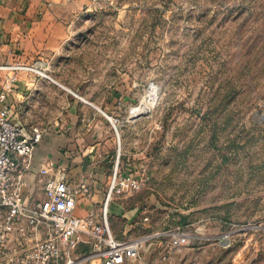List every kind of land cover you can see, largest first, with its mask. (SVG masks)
<instances>
[{
	"label": "rangeland",
	"instance_id": "rangeland-1",
	"mask_svg": "<svg viewBox=\"0 0 264 264\" xmlns=\"http://www.w3.org/2000/svg\"><path fill=\"white\" fill-rule=\"evenodd\" d=\"M75 13L62 78L117 118L107 184L114 169L138 176L125 205L142 224L124 235H149L134 264H264V0Z\"/></svg>",
	"mask_w": 264,
	"mask_h": 264
},
{
	"label": "crops",
	"instance_id": "crops-1",
	"mask_svg": "<svg viewBox=\"0 0 264 264\" xmlns=\"http://www.w3.org/2000/svg\"><path fill=\"white\" fill-rule=\"evenodd\" d=\"M86 1L0 0V64L37 60L49 75L19 72L13 88L7 92L10 116L22 132L31 134L33 127L43 131L25 173L24 195L29 199L43 198L40 178L48 175L40 169L48 161L54 166L62 165L71 184L82 180L91 184V194L77 200V215L99 212L107 187L109 145L114 142V131L99 110L102 106L98 100L74 89L64 79L67 74L61 71L69 65L63 55L76 33L72 25L75 12ZM6 74V70H0V89ZM126 197L116 196L109 208V219L123 221V235L114 233L119 238H131V233H124L142 224L139 208L126 206ZM88 249V245L81 243L74 255L81 257ZM86 262L81 260L77 264ZM92 262L98 264L99 260L94 258Z\"/></svg>",
	"mask_w": 264,
	"mask_h": 264
},
{
	"label": "built area",
	"instance_id": "built-area-1",
	"mask_svg": "<svg viewBox=\"0 0 264 264\" xmlns=\"http://www.w3.org/2000/svg\"><path fill=\"white\" fill-rule=\"evenodd\" d=\"M7 76L0 89V264H77L81 260H99L98 264L135 263L141 259L142 243L149 235L135 238L117 237L110 224L109 208L116 196L137 191V175L114 169L107 184L98 213L77 215V200L91 194V184L82 180L71 184L66 168L48 161L40 169L44 197L29 199L24 195L25 173L30 169L34 149L43 131L32 128L22 132L12 120L6 103L19 72H32L48 77L40 61L0 64ZM74 92V91H73ZM84 101V97L74 92ZM119 137L117 118L99 108ZM118 151L117 157L119 158ZM147 217L145 216L144 219ZM153 235V234H152ZM81 243L88 252L79 257L74 251Z\"/></svg>",
	"mask_w": 264,
	"mask_h": 264
}]
</instances>
